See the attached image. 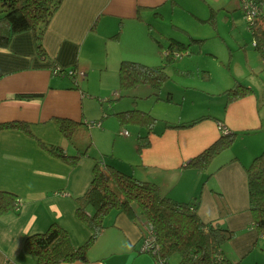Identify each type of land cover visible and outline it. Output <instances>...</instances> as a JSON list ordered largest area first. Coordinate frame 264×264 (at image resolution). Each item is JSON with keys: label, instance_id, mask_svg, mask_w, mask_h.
<instances>
[{"label": "crops", "instance_id": "1", "mask_svg": "<svg viewBox=\"0 0 264 264\" xmlns=\"http://www.w3.org/2000/svg\"><path fill=\"white\" fill-rule=\"evenodd\" d=\"M194 1L208 12H224L227 14L225 17L233 21L239 19V9L242 11L241 0ZM170 3H176V0H64L43 36L44 54L38 51L32 31L16 34L8 47H0V121L29 122L33 133L30 135L18 129L0 133V190L14 192L22 200L19 210L0 216V264H38L37 258L27 252L25 240L30 235L45 232L52 223L63 227L75 246L90 238L91 229L77 218L76 200L88 189L96 160L99 158L102 166L106 161L95 155L93 144L88 154L81 156L76 164L42 145L45 143L73 156L87 144V138H83L80 129L68 139L51 120L64 117L89 121L85 98L88 91L77 83L78 77L75 82L66 71L76 67L86 71L88 78V70L92 67L102 69L116 64L119 76L123 60L146 64L132 59L131 55L140 49L145 52L144 46H150L147 36L152 31L149 25L166 39L189 43L190 40L178 39L169 33V28L162 27L166 17L164 12ZM171 9L174 12V8ZM195 11L199 21H212L211 16ZM236 25L234 22V27ZM119 31L120 35L114 38ZM190 37L205 39L195 35ZM113 39H119V43L115 44L110 58L109 42ZM205 40L193 44L189 51L200 49ZM125 41L131 43L126 44ZM151 44L154 46L153 42ZM104 45L106 60H93V55L96 51L101 52ZM162 45L167 48L169 43L161 42ZM232 48L245 57L247 71L244 76L233 77L229 83L221 84L215 92H208L217 99V104L206 107L208 114L202 115L209 118L185 128H164L162 124L155 128L150 146L144 148L140 155L133 150L129 162L113 156L110 164L139 180L157 184L164 195L173 199L191 203L198 198L197 212L204 222L220 217L214 191L220 192L229 208L222 223L235 232L234 237L223 245V251L236 264H254V261L248 263V258L255 249L264 247V234H259L251 225L253 216L246 168L264 150V118L258 112V106L263 105L264 92L258 99L259 105L255 97L257 87L264 90V78L254 84L255 80L249 81L247 77L254 79V76L264 75V57L253 44H244L239 37L234 40ZM84 54L90 55L92 60H83ZM54 67L61 74L54 75ZM236 81L250 86L254 94L227 104L222 93ZM119 91L120 88L112 101L119 100L116 99ZM154 91L161 97L160 89L154 88ZM140 93L132 96L134 101ZM30 94L42 96L25 97ZM168 95L172 100V93ZM125 96L129 97L128 94ZM116 112L117 109L114 110ZM197 116L195 111L192 116H184L186 118L181 115L161 121L189 123ZM218 121L237 133L233 145L217 156L207 169L186 166L192 157L220 136ZM100 127L103 129L104 125L101 123ZM92 128L89 131L93 139ZM121 128L124 127L119 121L117 124L110 121L105 123L104 130L114 136ZM143 131L140 128L137 136ZM97 136L95 130V139ZM129 136L130 133L126 139L118 140L135 146L137 141ZM69 146L73 150L67 148ZM105 224L102 233L87 250L86 262L61 264H154L150 254L140 251L145 227L132 221L125 213L116 212L106 217ZM255 261L258 264V260Z\"/></svg>", "mask_w": 264, "mask_h": 264}, {"label": "trees", "instance_id": "2", "mask_svg": "<svg viewBox=\"0 0 264 264\" xmlns=\"http://www.w3.org/2000/svg\"><path fill=\"white\" fill-rule=\"evenodd\" d=\"M63 1L0 0V47H8L16 34L32 31L38 51L44 54L43 36ZM259 1L264 3V0ZM149 27L152 31L153 27L151 25ZM248 29L252 33L253 41L256 42L255 50L264 57V14L258 17L252 26H248ZM119 35L120 31L114 38ZM204 40L190 37L189 43H183L170 38L169 46L166 48L168 53L165 54L166 63L162 65L152 66L137 61L123 60L119 67L120 91L116 99H121V94L124 91L141 85L161 89L169 79L167 66L175 59V53L185 51L191 53L189 50L192 44H200ZM70 69L75 70L76 67ZM72 79L77 82L75 77ZM253 92L254 90L250 86L236 81L223 94L229 104ZM41 96L42 94H30L25 97ZM157 99H161V97L158 96ZM170 100V97L166 98V101ZM114 115L121 126L135 125L144 129L143 133L138 136L140 152L150 146L151 135L155 132L158 118L137 108L118 111ZM207 118L209 117L202 116L189 123L160 122L163 123L164 128H185ZM51 120L68 139H71L73 133L81 126L89 129L91 123V121L80 122L64 117H53ZM218 123L221 126L220 136L192 157L186 166L207 169L217 156L233 145L237 133L229 129L222 121H218ZM10 129L22 130L33 135L29 122L22 120L0 121V133ZM88 137L86 146L82 149L78 147V153L73 156L63 154L58 148L54 149L45 143L42 145L66 161L76 164L81 156L88 154V150L93 144L90 134ZM246 170L249 205L253 216L251 225L262 235L264 234V150L254 157ZM214 195L219 206L220 217L210 222H204L197 212L198 198L191 203L173 199L164 195L157 184L139 180L107 161L102 166L98 158L88 189L76 200L77 218L91 229L90 238L82 245L75 246L67 231L58 223H52L45 232L28 236L25 240V248L29 254L37 258L38 264L86 262V252L106 227V217L111 212H116L125 213L140 226L146 227L147 224H152L160 253L169 261L172 255L178 254L179 264H236L223 251V245L235 235L234 231L222 223L223 217L229 213V208L220 192L214 191ZM18 199L14 192L0 190V216L10 211L16 212Z\"/></svg>", "mask_w": 264, "mask_h": 264}, {"label": "rangeland", "instance_id": "3", "mask_svg": "<svg viewBox=\"0 0 264 264\" xmlns=\"http://www.w3.org/2000/svg\"><path fill=\"white\" fill-rule=\"evenodd\" d=\"M172 7L174 8V12L171 9ZM195 9L199 10L202 15L211 16L212 21H199L196 18L197 16L195 14L197 13H195ZM206 11L207 10L203 9L201 5L194 0H176V3H170L167 10L164 12L166 17L162 27L169 28L171 30L169 32L171 35L184 41H189L191 35L201 36L206 40L200 49H195V52L192 53L185 51L172 62L168 63L167 73L169 79L160 89L159 94L162 97L161 99H157L158 95L154 94L156 91H154L153 87L142 85L137 86V88H132L127 92L124 91V97H121L119 100L111 101L112 103L108 101L115 97V94L120 88V79L116 64L115 66L110 65L102 69L96 66L92 67L88 70V78L84 80L79 79V85L83 90H87L89 94L85 97L87 98L88 114L86 115L88 120L91 122L97 120V123L101 120L100 126L101 123L104 125L103 129L100 126H94L92 128L94 130L93 139L90 138L94 142L92 150L96 156L101 157L102 161L105 159L107 162H110L114 156L118 160L129 162V160L132 159L133 150L135 154L137 152L138 155L143 151L140 152L138 150L137 133L140 129L138 126L123 125L124 128H121V131L117 129L114 136L104 130L105 123L114 121V123L117 124L118 119L114 115L115 109L118 111L132 108L144 110L159 119L156 128L162 126L163 123L160 122L161 120H173L174 118H179L181 115L184 117L188 114L192 116L195 111L198 112L197 117L199 118L202 115L208 114L206 113L208 112L206 111V107L210 104H217V99L208 94V92H215L221 84L224 85L225 83H229L230 80L232 81L233 77L236 78L237 76L240 77L245 75L247 71L245 57L240 56V52L238 53L236 49L232 48L234 40L237 37L241 38L244 44H253V37L248 29L245 14L239 9V19L233 21L229 17L226 18L225 16L227 14L222 11L220 13L219 10L214 11V13H212V11ZM234 22L237 24L235 27ZM120 37L122 38L123 35ZM147 37L150 46H144L146 48L145 52L140 49L132 53V59L135 58L136 60L152 66L166 63L165 54H167V49L161 46L160 43L163 42L168 45L169 39L162 37L154 28L152 29V34ZM118 40L119 39H113V41L109 42V48L111 49L110 58H112V49H114L115 44L119 43ZM125 42L126 44L131 43L130 41ZM152 42L154 46H152ZM106 58L107 50L105 45L101 52L96 51L92 57L93 60L102 59L103 61L106 60ZM82 59L92 60L90 55L85 54L82 55ZM78 68L80 67L78 66ZM260 77L254 76V79L250 77L247 78H249V81L255 80V84V82H259L260 79H263L264 75ZM136 92L138 94L141 92V95L134 101L135 99H133L132 96H134ZM169 92L172 93V100L167 102L166 98H168ZM263 92L264 90L257 87L255 93L257 100L262 96ZM125 94H128L129 97L125 96ZM213 98L214 100H212ZM112 106L114 109H112ZM203 109H205V111ZM258 112L264 118V101L261 107L258 106ZM103 116L105 118L102 119ZM79 129L83 138H87L88 141L90 128L88 129L87 127L81 126ZM95 130L98 135L97 139L94 137ZM123 130H127L130 133L129 137L137 141L135 146H133L131 142L118 140L122 137L125 139L127 138L126 135L122 133ZM67 148L73 150V147L69 146ZM256 259L258 260V264H264V247L255 249L249 256L248 263L254 261L253 263L256 264ZM170 263L179 264V255H172Z\"/></svg>", "mask_w": 264, "mask_h": 264}, {"label": "built area", "instance_id": "4", "mask_svg": "<svg viewBox=\"0 0 264 264\" xmlns=\"http://www.w3.org/2000/svg\"><path fill=\"white\" fill-rule=\"evenodd\" d=\"M241 4H242V11L245 14V18L248 23V26H252L255 20L264 14V3L260 2L259 0H241ZM255 43L256 42L253 41V45ZM181 53L184 52H176L174 55L175 58L179 57ZM66 73L70 77H75V78L78 77L79 79L82 80H84L87 76L86 71L78 70V69L75 70L68 69ZM53 74L59 75L61 74V71L57 67H54ZM89 126L90 127L100 126V121H98V123L97 121L91 122ZM122 133L124 135H127L129 132L127 130H123ZM21 204H22V200L18 199L16 210H19ZM140 251L143 253L150 254L154 259V264H171L168 258L164 257L160 253L159 246L155 238V231L152 224L150 223L147 224V226L145 227V233L142 236Z\"/></svg>", "mask_w": 264, "mask_h": 264}]
</instances>
